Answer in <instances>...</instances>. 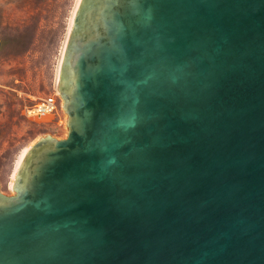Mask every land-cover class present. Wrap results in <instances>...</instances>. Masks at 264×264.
I'll return each mask as SVG.
<instances>
[{
	"label": "water",
	"instance_id": "water-1",
	"mask_svg": "<svg viewBox=\"0 0 264 264\" xmlns=\"http://www.w3.org/2000/svg\"><path fill=\"white\" fill-rule=\"evenodd\" d=\"M58 90L0 264H264V0H81Z\"/></svg>",
	"mask_w": 264,
	"mask_h": 264
},
{
	"label": "rangeland",
	"instance_id": "rangeland-1",
	"mask_svg": "<svg viewBox=\"0 0 264 264\" xmlns=\"http://www.w3.org/2000/svg\"><path fill=\"white\" fill-rule=\"evenodd\" d=\"M80 2L0 0L2 194L15 195L14 184L22 161L17 169L16 166L25 147L48 135L58 139L68 135L64 126L28 118L23 108L58 90L63 57Z\"/></svg>",
	"mask_w": 264,
	"mask_h": 264
},
{
	"label": "built area",
	"instance_id": "built-area-1",
	"mask_svg": "<svg viewBox=\"0 0 264 264\" xmlns=\"http://www.w3.org/2000/svg\"><path fill=\"white\" fill-rule=\"evenodd\" d=\"M1 45V37H0ZM23 113L30 119L50 123L56 127L64 126L68 132V115L64 109V100L59 90L39 97V99L32 105L25 106Z\"/></svg>",
	"mask_w": 264,
	"mask_h": 264
},
{
	"label": "bare ground",
	"instance_id": "bare-ground-1",
	"mask_svg": "<svg viewBox=\"0 0 264 264\" xmlns=\"http://www.w3.org/2000/svg\"><path fill=\"white\" fill-rule=\"evenodd\" d=\"M29 148H30V146H27V147H25V148L23 149V151H22V153H21V155H20V157H19V160H18V163H17L16 169H17L18 165L20 166L21 161H22L23 158L25 157V155H26V153L28 152ZM15 171H16V170H15ZM13 173H14V172H13ZM15 176H16V175H15ZM12 177H13V176H12Z\"/></svg>",
	"mask_w": 264,
	"mask_h": 264
}]
</instances>
